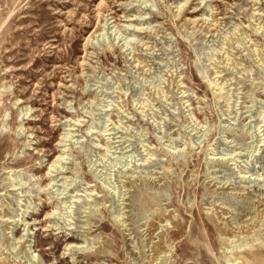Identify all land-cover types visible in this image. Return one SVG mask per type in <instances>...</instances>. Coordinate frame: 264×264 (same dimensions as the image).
<instances>
[{"label":"rangeland","instance_id":"obj_1","mask_svg":"<svg viewBox=\"0 0 264 264\" xmlns=\"http://www.w3.org/2000/svg\"><path fill=\"white\" fill-rule=\"evenodd\" d=\"M7 254L264 264V0H0Z\"/></svg>","mask_w":264,"mask_h":264},{"label":"bare ground","instance_id":"obj_2","mask_svg":"<svg viewBox=\"0 0 264 264\" xmlns=\"http://www.w3.org/2000/svg\"><path fill=\"white\" fill-rule=\"evenodd\" d=\"M45 207L46 206H44V208ZM46 215H48V213H46ZM33 221H34L36 226H39V229H42V228L46 227L47 221L45 219L38 220V218H34ZM214 223H215V226L217 227V230L221 234L230 235V236L239 235V234H243V233H249V231H251V229H252V227H250L251 226L250 224L249 225L248 224L244 225L242 228L241 227L238 228V229L234 228L235 229L234 230V229H228L223 223H221V221H214ZM41 255H43V254H41ZM11 260H12V258L9 257V255L7 254L3 259L0 260V264H20V262H14V260L13 261H11Z\"/></svg>","mask_w":264,"mask_h":264}]
</instances>
